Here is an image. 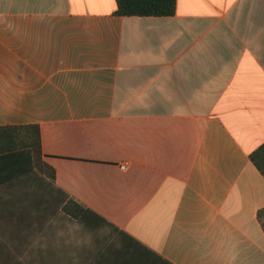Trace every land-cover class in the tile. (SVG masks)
I'll list each match as a JSON object with an SVG mask.
<instances>
[{
	"label": "crops",
	"instance_id": "obj_1",
	"mask_svg": "<svg viewBox=\"0 0 264 264\" xmlns=\"http://www.w3.org/2000/svg\"><path fill=\"white\" fill-rule=\"evenodd\" d=\"M117 9L0 0V264H264V0Z\"/></svg>",
	"mask_w": 264,
	"mask_h": 264
},
{
	"label": "trees",
	"instance_id": "obj_2",
	"mask_svg": "<svg viewBox=\"0 0 264 264\" xmlns=\"http://www.w3.org/2000/svg\"><path fill=\"white\" fill-rule=\"evenodd\" d=\"M116 2L118 7L116 14L119 16H173L177 9V0H116ZM16 156L27 158L32 169L39 175L55 181V169L44 161L42 136L38 125L0 127V158ZM63 211L73 218H79L85 207L68 196ZM258 220L264 231V208L258 212Z\"/></svg>",
	"mask_w": 264,
	"mask_h": 264
},
{
	"label": "rangeland",
	"instance_id": "obj_3",
	"mask_svg": "<svg viewBox=\"0 0 264 264\" xmlns=\"http://www.w3.org/2000/svg\"><path fill=\"white\" fill-rule=\"evenodd\" d=\"M64 200L66 199L64 196L62 197ZM113 237L112 235L109 236V242H111L113 240Z\"/></svg>",
	"mask_w": 264,
	"mask_h": 264
},
{
	"label": "built area",
	"instance_id": "obj_4",
	"mask_svg": "<svg viewBox=\"0 0 264 264\" xmlns=\"http://www.w3.org/2000/svg\"><path fill=\"white\" fill-rule=\"evenodd\" d=\"M121 168H122L123 170H125V169H126V165L121 166Z\"/></svg>",
	"mask_w": 264,
	"mask_h": 264
}]
</instances>
